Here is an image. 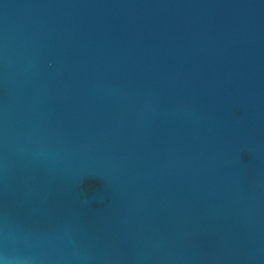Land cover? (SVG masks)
<instances>
[{"label":"water","instance_id":"obj_1","mask_svg":"<svg viewBox=\"0 0 264 264\" xmlns=\"http://www.w3.org/2000/svg\"><path fill=\"white\" fill-rule=\"evenodd\" d=\"M0 260L264 264V0H0Z\"/></svg>","mask_w":264,"mask_h":264},{"label":"clouds","instance_id":"obj_2","mask_svg":"<svg viewBox=\"0 0 264 264\" xmlns=\"http://www.w3.org/2000/svg\"><path fill=\"white\" fill-rule=\"evenodd\" d=\"M0 264H5V261H3V260H0Z\"/></svg>","mask_w":264,"mask_h":264}]
</instances>
